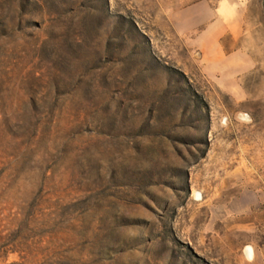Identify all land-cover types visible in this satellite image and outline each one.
<instances>
[{
	"label": "rangeland",
	"instance_id": "374dc122",
	"mask_svg": "<svg viewBox=\"0 0 264 264\" xmlns=\"http://www.w3.org/2000/svg\"><path fill=\"white\" fill-rule=\"evenodd\" d=\"M0 264H264V0H0Z\"/></svg>",
	"mask_w": 264,
	"mask_h": 264
},
{
	"label": "crops",
	"instance_id": "0c3cea01",
	"mask_svg": "<svg viewBox=\"0 0 264 264\" xmlns=\"http://www.w3.org/2000/svg\"><path fill=\"white\" fill-rule=\"evenodd\" d=\"M216 24H217V28L212 34V38H213L214 41L218 39L220 33L226 27V22H225L224 18H220L219 21Z\"/></svg>",
	"mask_w": 264,
	"mask_h": 264
},
{
	"label": "bare ground",
	"instance_id": "6f19581e",
	"mask_svg": "<svg viewBox=\"0 0 264 264\" xmlns=\"http://www.w3.org/2000/svg\"><path fill=\"white\" fill-rule=\"evenodd\" d=\"M246 252H247L248 256H251V249L249 247L246 249Z\"/></svg>",
	"mask_w": 264,
	"mask_h": 264
},
{
	"label": "water",
	"instance_id": "95a60500",
	"mask_svg": "<svg viewBox=\"0 0 264 264\" xmlns=\"http://www.w3.org/2000/svg\"><path fill=\"white\" fill-rule=\"evenodd\" d=\"M247 247H250V246H247ZM247 247H246V248H247ZM246 248H245V254H246ZM250 248H251V247H250ZM246 256H247V254H246ZM247 257H248V256H247ZM248 258H249V257H248ZM251 258H252V256H251Z\"/></svg>",
	"mask_w": 264,
	"mask_h": 264
}]
</instances>
